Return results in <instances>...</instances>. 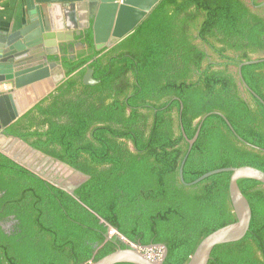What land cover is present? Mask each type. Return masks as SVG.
<instances>
[{"label": "trees", "instance_id": "16d2710c", "mask_svg": "<svg viewBox=\"0 0 264 264\" xmlns=\"http://www.w3.org/2000/svg\"><path fill=\"white\" fill-rule=\"evenodd\" d=\"M84 37L91 55L62 58L67 80L6 134L89 180L77 200L0 152V264H93L128 248L122 237L165 245L164 264H187L236 216L232 173L185 185L184 159L187 184L226 168L264 172V61L242 67L249 90L238 77L242 63L264 59V5L161 0L109 51H95L91 27ZM89 69L95 86L83 81ZM238 185L250 229L208 264H264V184Z\"/></svg>", "mask_w": 264, "mask_h": 264}, {"label": "water", "instance_id": "95a60500", "mask_svg": "<svg viewBox=\"0 0 264 264\" xmlns=\"http://www.w3.org/2000/svg\"><path fill=\"white\" fill-rule=\"evenodd\" d=\"M160 1L26 0L30 24L14 33L0 35V152L41 179L66 191L78 200L75 192L83 183L89 180V176L55 158L43 154L23 140L6 134L7 128L22 117L27 110L43 100L49 92L55 90L57 84L64 79L65 75L56 78L44 90H40L38 93L36 92L35 97H29L28 94L27 101L24 102L23 100L20 106H18V92L24 91L25 93H29L30 87L33 88L36 82L50 76L49 68L43 69V72H40L39 75L36 72L28 74L20 73L13 67L14 65H10L11 61L5 56H7L6 54L9 50L27 52L32 43L39 45L43 50H47L50 53L49 48L51 46H54L53 48L56 49L61 44L73 41L75 30L84 27L89 29L90 26L92 28L93 41L96 49L101 50L107 45L110 46L127 37ZM90 20L93 22L92 25L90 24ZM44 57H46V54ZM263 61L264 59L252 60L244 62L239 66L238 77L242 88L249 90V87L243 80L242 67ZM4 62L9 64H3ZM47 63L49 64V61L46 59L45 64ZM58 70L61 71L62 69L58 68ZM92 73L91 70L87 73L86 85L97 83L92 78ZM206 118L207 116L202 121ZM200 128L192 140L186 138L190 149L199 136ZM238 139L244 142L239 136ZM246 145L251 148H256L247 142ZM185 161L186 159L181 163L179 169V179L185 185L198 184L213 174L221 172L232 173L229 194L233 212L236 216V222L207 236L198 245L187 263L208 264L212 251L216 246L238 242L248 233L252 220V209L247 198L242 193L238 181L252 179L264 184V172L251 166L226 168L210 172L194 183L187 184L183 178ZM101 222L104 221L101 220ZM114 231L118 233L116 230ZM122 240L129 244L128 248L118 249L93 264H164L168 255V249L165 245H156L164 249V257L161 261H153L145 257L140 249H151L156 247L155 245L143 247L129 242L125 237Z\"/></svg>", "mask_w": 264, "mask_h": 264}, {"label": "flooded vegetation", "instance_id": "af4514ba", "mask_svg": "<svg viewBox=\"0 0 264 264\" xmlns=\"http://www.w3.org/2000/svg\"><path fill=\"white\" fill-rule=\"evenodd\" d=\"M260 2H262V6H263L264 5V1L260 0ZM28 21L29 22H28L27 25L30 24L29 11H28ZM92 23H93L92 20H90V24L91 25H92ZM83 24L86 25L85 22H83ZM87 30H88L87 27L78 28L77 30L74 31L75 34H74V40L73 41L66 42L64 44H61L56 49L53 48L54 46H51L49 48L50 53H48L47 50H43L39 45H35L34 43H32L31 46H30V48L27 50V52H15L13 50H11V51L9 50V52L6 54L7 56H5V57L11 61L10 65H14L13 67H15V69L17 71H19L20 73L22 72V73L28 74V73H35L36 72L39 75L40 72H43V69L47 68L50 65H53L54 67H58V68L63 69L64 74H65V77H64L63 80H61V82H59L57 84V86H56V89H57L62 83H64L67 80L66 71H65V69L63 67L62 58H65L66 57V58H70L72 60H77V59L85 58V57L91 55L90 47L84 42V38H85L84 35H85V32ZM17 31H19V30H17ZM14 32H16V31H14ZM14 32H7L5 34H10V33H14ZM79 32H81L80 35H78ZM122 40H119V41L115 42L114 44H112L110 46L107 45L106 47L102 48L101 50H97L96 49V45L94 44V49H95V51H102L104 49H106L107 51H109L112 47H114L117 43H119ZM45 54H46V57L47 58L44 57ZM46 59L49 61V64L48 63L45 64ZM90 62H92V61H90ZM3 64H9V63H5L4 62ZM86 66H88V65L82 66V69L83 68H86ZM82 69L81 70H78L77 72H81ZM90 70L91 69L87 70V72L84 75V78H83L84 83H85V80H86V75H87V73ZM49 77L45 78L44 80L48 79ZM59 77H60V75L59 76H56L55 78H59ZM92 78H93V73H92ZM44 80L38 81V82H36V84H39V83L43 82ZM96 82L98 83V81H96ZM96 84H93L91 86H95ZM55 90H52L51 92H49L43 98V100H45L47 97H49ZM43 100H41V101H43ZM39 103H37L36 105H38ZM35 106H33L32 108H30L29 110L33 109ZM29 110H27V112ZM22 117H20V118H22ZM13 224H14L13 221H8L3 226H4V228L6 230H10L12 228Z\"/></svg>", "mask_w": 264, "mask_h": 264}, {"label": "crops", "instance_id": "0c3cea01", "mask_svg": "<svg viewBox=\"0 0 264 264\" xmlns=\"http://www.w3.org/2000/svg\"><path fill=\"white\" fill-rule=\"evenodd\" d=\"M27 9L26 0H0V35L7 32H14L25 27L29 22ZM47 68H49L51 75L48 79L36 84L33 88L30 87L29 93H25L24 91L18 92V106H20L23 100L24 102L27 101L28 94L29 97H35L36 92L38 93L40 90H44L45 87H48L50 83L56 79V76L60 75L61 77L65 75L63 69L60 71L58 67H54L53 65Z\"/></svg>", "mask_w": 264, "mask_h": 264}, {"label": "built area", "instance_id": "2783aa9c", "mask_svg": "<svg viewBox=\"0 0 264 264\" xmlns=\"http://www.w3.org/2000/svg\"><path fill=\"white\" fill-rule=\"evenodd\" d=\"M114 235H117V233L114 230H111L109 232V236L112 237ZM123 239V237H122ZM124 241V240H123ZM142 254L147 257L150 260L153 261H161L164 257V249L160 246L153 247L151 249L148 248H142L140 249Z\"/></svg>", "mask_w": 264, "mask_h": 264}]
</instances>
